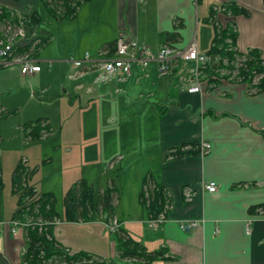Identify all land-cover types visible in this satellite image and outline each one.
<instances>
[{
	"label": "crops",
	"instance_id": "obj_1",
	"mask_svg": "<svg viewBox=\"0 0 264 264\" xmlns=\"http://www.w3.org/2000/svg\"><path fill=\"white\" fill-rule=\"evenodd\" d=\"M226 3H235L248 13L223 14L219 10ZM0 5L27 15L38 3L0 0ZM211 10L217 24L234 26L238 51L256 48L264 52L262 0H88L69 18L77 23L72 29L77 41L72 37L70 44H64V60L39 59L37 54L47 42L34 56L39 70L31 76L41 71L40 61L58 78L64 72V126L69 131L74 122L85 138L95 129L98 138H94L93 152L108 151L104 159H111L109 168L124 164L126 169L136 164L134 154L154 153L152 169L141 167L132 175L131 198L123 199L124 170L119 171L118 182L108 178L97 190L113 186L110 217L117 220V229L140 242L147 252H160L145 263L140 259L127 263L264 264V211H250L264 203V90L248 94L246 84L221 79L211 86L203 81L200 90L189 91L197 80L189 62L183 66L172 62L163 75L158 74L155 62L144 69L133 63L127 75L98 80L95 68L74 66L67 60L84 53L109 55L120 34L152 51L164 44L181 48L193 36L198 50L206 53L215 35ZM3 81L5 76L0 74V85ZM201 142L209 145L204 154L199 152ZM176 150L183 154L174 155ZM121 154L133 155L121 163ZM34 171L28 183L35 189ZM148 173L170 199L166 218L156 227L148 225L151 217L139 200ZM79 181L93 187L81 176L67 180L66 190ZM202 182H212L215 191L201 189ZM11 214L0 216V221H9ZM105 220L101 214L86 220L60 218L53 224V236L69 252L86 251L105 264H117L114 241L104 235ZM180 220H194L197 225L186 232L178 227ZM23 247L22 227L15 235L3 228L0 264H20Z\"/></svg>",
	"mask_w": 264,
	"mask_h": 264
},
{
	"label": "trees",
	"instance_id": "obj_2",
	"mask_svg": "<svg viewBox=\"0 0 264 264\" xmlns=\"http://www.w3.org/2000/svg\"><path fill=\"white\" fill-rule=\"evenodd\" d=\"M86 1L88 0H37V3L53 19H62L75 16L78 6ZM262 1L264 3V0ZM220 11L226 15L248 13L246 9L235 3L221 5ZM210 16H213L212 10ZM213 19L214 16L211 20ZM39 21L37 9L26 15L17 14L0 5V39H5L8 26L14 28L22 22L34 30ZM214 27L212 45L206 52L210 59L199 68V79L209 86L218 84L221 79L232 83H244L248 88V94L263 91L264 52L256 48L240 52L235 47L236 30L233 25L222 27L215 21ZM45 42L47 38L37 37V42L33 45L15 47L12 52L14 54L29 52L35 56ZM21 130L26 139L36 140L45 131L48 132L49 126L45 119L38 118L25 122ZM180 154L183 152L176 150L174 155ZM30 174L31 169L27 168L23 161H19L12 170L10 182V191L15 197V208L10 220L24 224L22 226L24 247L20 253V264H105L104 259L95 254L86 251L69 252L54 238L53 224L60 218L73 221L86 220L92 218L94 214H101L105 219L109 218L113 208L115 191L113 186L95 191L90 184L83 181L74 183L62 197L63 211L60 213L55 208L53 193L37 191L28 183ZM145 178L143 182L147 184V188L142 187L139 200L147 210L148 216L155 218L160 213L167 212L170 199L162 186L150 177ZM256 210L264 211V203L250 208L251 212ZM111 234L117 264H131L126 262L130 259H140L145 263L160 254V252H147L140 242L133 240L122 230L117 229Z\"/></svg>",
	"mask_w": 264,
	"mask_h": 264
},
{
	"label": "rangeland",
	"instance_id": "obj_3",
	"mask_svg": "<svg viewBox=\"0 0 264 264\" xmlns=\"http://www.w3.org/2000/svg\"><path fill=\"white\" fill-rule=\"evenodd\" d=\"M37 11L40 16L39 23L34 30L30 27L25 30L29 31V37L34 33L36 37L49 39L40 48L37 54L39 59L53 60V63L60 62L64 60V44H70L72 37H75L72 29L77 23L69 18L53 19L40 5L37 6ZM74 40L77 41V38L75 37ZM38 64L41 71L34 76H23L18 64H11L6 68L0 67V74L6 79L0 85V216L8 217L14 208L15 197L10 192V182L12 170L19 161H23L29 169L35 168L31 178L35 187L39 191H51L54 194L55 208L60 213L62 197L69 186L67 180L71 181L81 176L86 181H91L94 190L97 191L105 185L108 178L118 182L119 171L124 170L123 199L131 198L133 193L131 186H134L132 175L138 168L152 166L156 161L154 153H144L140 157L134 154L136 164L132 167L124 169V164H120L121 167L116 165L109 168L108 163L111 159L109 161L104 159L109 154L108 151L93 152L98 138V135L94 137L95 129L91 131L93 135L85 138L80 135L82 131L74 125V122L69 131L64 126L66 125L64 124V72L58 78L52 73V69L47 68L45 62L40 61ZM52 66L55 67V64ZM38 118L47 120L48 132L45 131L36 140L24 138L21 126L27 121ZM148 138L152 139L151 133ZM121 155L124 156L122 163L124 160L130 161V156L133 154ZM114 159L117 162L120 157ZM100 172L104 173L100 176ZM144 177L151 176L148 173ZM126 207L127 202L124 204V208ZM104 235L113 240L112 234L105 232ZM106 261H112V257Z\"/></svg>",
	"mask_w": 264,
	"mask_h": 264
},
{
	"label": "built area",
	"instance_id": "obj_4",
	"mask_svg": "<svg viewBox=\"0 0 264 264\" xmlns=\"http://www.w3.org/2000/svg\"><path fill=\"white\" fill-rule=\"evenodd\" d=\"M220 11V10H219ZM213 19V24L215 23ZM27 26L19 22V24L11 28H6L5 39H0V67H7L11 64H18L20 73L23 76L32 75L39 70L36 58L29 52L14 54L12 50L15 47H21L37 42V37L33 35L29 37V31L26 32ZM23 41V43L21 42ZM210 59L209 54L200 52L197 48L196 40L192 36L185 46L175 48L171 45H162L157 50L152 51L147 46L139 43L134 38L126 37L125 35H117L113 42L111 54L106 55L105 51L98 53L95 57H91L88 53H84L81 58L69 57L67 60L74 66L87 64L86 68H95L98 71L97 79L105 80L110 76L127 75L130 72V67L133 63L144 69L149 63L157 64L159 75L166 74L172 62L183 64L189 62L192 64V73L197 78L195 84L188 90H200V85L203 82L199 79V68ZM209 145L206 142H201L199 145L200 154H204ZM147 184L143 186L146 189ZM200 188L207 192H214L216 187L212 182H202ZM146 197V194L144 193ZM164 213H160L155 218L148 220V225L156 227L159 223L165 220ZM24 224L15 220L0 221V232L3 228H7L10 234L15 235L17 228ZM197 225L194 220H180L178 227L183 231H189ZM103 228L113 233L118 228V222L115 218H107L102 222Z\"/></svg>",
	"mask_w": 264,
	"mask_h": 264
}]
</instances>
